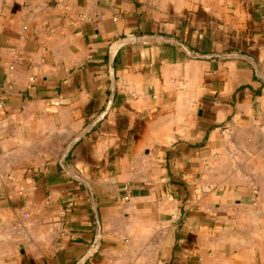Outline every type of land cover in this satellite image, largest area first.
Wrapping results in <instances>:
<instances>
[{
	"label": "crops",
	"instance_id": "crops-1",
	"mask_svg": "<svg viewBox=\"0 0 264 264\" xmlns=\"http://www.w3.org/2000/svg\"><path fill=\"white\" fill-rule=\"evenodd\" d=\"M0 264H264V0H0Z\"/></svg>",
	"mask_w": 264,
	"mask_h": 264
},
{
	"label": "built area",
	"instance_id": "built-area-1",
	"mask_svg": "<svg viewBox=\"0 0 264 264\" xmlns=\"http://www.w3.org/2000/svg\"><path fill=\"white\" fill-rule=\"evenodd\" d=\"M258 3V8H262L263 7V0H257ZM13 69V68H12ZM32 81H34V79H32ZM258 199H259V192L258 191H254V199H253V203L255 205L258 204Z\"/></svg>",
	"mask_w": 264,
	"mask_h": 264
},
{
	"label": "water",
	"instance_id": "water-1",
	"mask_svg": "<svg viewBox=\"0 0 264 264\" xmlns=\"http://www.w3.org/2000/svg\"><path fill=\"white\" fill-rule=\"evenodd\" d=\"M126 41H128V38H127V39H124V40H122V41H120V42H118L119 44H117V45L114 46V48H113L112 51H111V52H112L111 54L116 53L117 47H118L120 44L125 43Z\"/></svg>",
	"mask_w": 264,
	"mask_h": 264
}]
</instances>
